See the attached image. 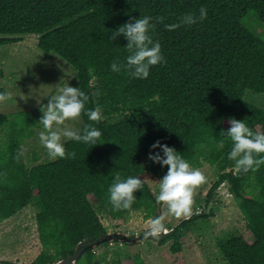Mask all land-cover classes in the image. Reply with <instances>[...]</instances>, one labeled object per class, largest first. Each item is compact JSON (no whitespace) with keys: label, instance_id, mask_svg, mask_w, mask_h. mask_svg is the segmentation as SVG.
I'll use <instances>...</instances> for the list:
<instances>
[{"label":"trees","instance_id":"16d2710c","mask_svg":"<svg viewBox=\"0 0 264 264\" xmlns=\"http://www.w3.org/2000/svg\"><path fill=\"white\" fill-rule=\"evenodd\" d=\"M201 6L207 8L202 22L174 30L164 27L185 14H198ZM249 14L264 21V0H0V46L36 35L44 56L55 53L74 68V87L89 97L85 109L100 112V119L91 121L82 111L77 127L100 129L97 144L68 139L64 147L75 152L74 158L32 167L26 165L21 142L43 129L39 118L48 97L33 112L0 113V221L35 202L41 250L30 264L65 259L77 245L83 251L75 264H123L117 250L111 257L107 250L95 252L109 242L102 240L107 230L93 204L112 219H125L132 211L161 217L158 206L163 203L156 201L147 181H159L167 170L147 158L156 140L174 147L193 168L219 166L205 204L227 184L252 241L227 230L216 238L218 249L228 264H264V164L255 172L236 173L234 161L227 158L232 142L220 135L230 127L229 118L264 131V108L245 98L247 92L264 94V37L244 26ZM145 15L153 17L150 35L160 42L164 62L152 66L146 79L111 71L110 63H125L129 52L123 34L108 37L130 18ZM158 16L164 17L162 22L155 20ZM0 93L7 97L4 88ZM101 115L118 118L108 123ZM222 139L224 146L217 147ZM116 174L143 180L129 209L114 211L109 202L108 187ZM213 215L211 210L182 218L156 242L172 240L170 250L180 252L178 231ZM95 241L97 246H88ZM134 263L146 264L140 253Z\"/></svg>","mask_w":264,"mask_h":264},{"label":"rangeland","instance_id":"374dc122","mask_svg":"<svg viewBox=\"0 0 264 264\" xmlns=\"http://www.w3.org/2000/svg\"><path fill=\"white\" fill-rule=\"evenodd\" d=\"M243 24L255 35L264 37V21L256 15L249 14L243 19ZM72 75V76H71ZM76 72L64 59L55 53L44 56L37 47V36L28 35L22 41L0 46V88H4L7 97L0 100V113L12 114L20 111L33 110L46 98L39 93L49 90L54 93L66 83L74 86ZM245 98L264 108V94L247 92ZM108 123L115 121L116 115H101ZM81 118L68 120L65 124L77 128ZM43 129H35L30 137H25L21 142L23 156L28 167L51 160L46 149L39 142V133ZM67 141V140H66ZM65 142V141H64ZM199 169L205 176V181L193 189V203L190 215L195 212L211 210L213 216L206 219L193 221L177 233L181 243V251L173 253L170 250L172 240L164 245H158V238H144V232L149 228L152 218H146L143 211H132L125 219H112L105 209L93 204L98 217L107 232L115 237L118 233H126L130 240L136 236L138 241L127 243L110 241L107 246L101 245L95 248L97 254L104 250L111 253L117 250L123 264H135L134 256L140 253L146 264H228L216 244L217 236L227 230H237L244 238L251 242L252 235L246 227V222L239 211L236 201L227 190V184H221L218 193L207 205L205 194L211 183L216 180L221 169L218 165H204ZM153 192L159 191V181L154 177L147 179ZM93 202V198L91 199ZM162 221L167 229L175 226L180 219L187 217H174L167 214L166 205L160 207ZM35 202L26 205L9 218L0 221V261H10L13 264H30L39 254L41 245L38 239L35 222L37 212ZM189 215V216H190ZM188 216V217H189ZM133 236V237H131Z\"/></svg>","mask_w":264,"mask_h":264},{"label":"clouds","instance_id":"9594fccd","mask_svg":"<svg viewBox=\"0 0 264 264\" xmlns=\"http://www.w3.org/2000/svg\"><path fill=\"white\" fill-rule=\"evenodd\" d=\"M207 16V8L201 6L198 14H185L177 23L165 24L168 30L202 22ZM164 17H156L157 22H162ZM153 17L145 15L142 18H130L114 31L109 40L123 34L127 40L128 49L126 62L121 64L113 61L110 69L119 73L125 70L131 78L146 79L152 66L164 62L161 53V44L150 35V29L154 27L150 21ZM89 72L93 68L89 67ZM72 76V75H71ZM41 97H48L46 107L42 111L39 122L43 130L39 133V142L46 149L50 159L75 157V152H66L64 141L71 139L77 142L94 145L98 143L102 133L93 125L85 124L82 128H72L65 124L68 120L79 119L81 112L87 113L88 119L98 121L100 112L98 108L85 109L88 95L78 87L66 83L54 93L42 90ZM4 93H0V100L5 99ZM230 127L223 130L220 135L231 140L232 146L227 153V158L234 161L236 173L255 172L261 164H264V131H252L248 125L240 119L229 118ZM224 140L217 142V147L222 148ZM147 158L161 167L167 166L165 174L159 179V191L155 194L157 202L166 205L167 214L174 217H188L193 203V189L205 181L204 174L197 168H193L179 152L172 146L162 143L160 140L149 145ZM157 149V151H152ZM143 180L138 176L121 178L116 174L114 182L108 187V199L114 211L131 208L136 199L135 191L142 189ZM163 217H154L150 220L149 228L144 232V238H158L164 230Z\"/></svg>","mask_w":264,"mask_h":264},{"label":"water","instance_id":"95a60500","mask_svg":"<svg viewBox=\"0 0 264 264\" xmlns=\"http://www.w3.org/2000/svg\"><path fill=\"white\" fill-rule=\"evenodd\" d=\"M160 209L161 208L158 206V212L159 213H160ZM204 213H206V212H195V214H204ZM187 219H188V217H187ZM163 225H164V230L161 231V233H160L161 235L167 234L173 229V227L167 229L166 228L167 225L165 222H163ZM161 238H162V236L159 239H161ZM114 239H116L120 242L127 243L129 241H132V242L138 241L139 239H141V237L136 236L134 239L130 240V236L126 233H118L117 235H115V237H113L112 233L107 232L105 234V236L102 238L103 241H107V242L114 241ZM97 244L98 243L95 241L93 243L88 244V246L95 247V246H97ZM82 251H83V249L79 250V245H77L75 248V251L72 255L66 257L65 259H60V260H57L55 262L46 263V264H75L76 260L81 255ZM0 264H6V263L0 262Z\"/></svg>","mask_w":264,"mask_h":264}]
</instances>
